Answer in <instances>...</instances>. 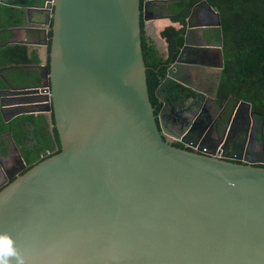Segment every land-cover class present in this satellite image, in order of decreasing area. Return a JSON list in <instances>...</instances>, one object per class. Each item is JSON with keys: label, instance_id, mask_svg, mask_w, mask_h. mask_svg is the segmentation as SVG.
Returning <instances> with one entry per match:
<instances>
[{"label": "water", "instance_id": "95a60500", "mask_svg": "<svg viewBox=\"0 0 264 264\" xmlns=\"http://www.w3.org/2000/svg\"><path fill=\"white\" fill-rule=\"evenodd\" d=\"M154 1L0 0L23 9L12 29L27 36L8 43L50 46L46 62L31 65L39 86L5 80L0 113L4 121L52 113L60 144L24 170L12 143L21 168L0 186V234L25 264H264V166L174 146L158 130L140 28L141 14L156 19ZM199 6L216 22L198 24L193 41ZM34 10L46 15L41 27L31 24ZM185 22L176 61L155 90L163 102L173 68L195 65L185 54L212 46L207 28L220 31L205 0ZM216 48L222 68L220 41Z\"/></svg>", "mask_w": 264, "mask_h": 264}, {"label": "trees", "instance_id": "16d2710c", "mask_svg": "<svg viewBox=\"0 0 264 264\" xmlns=\"http://www.w3.org/2000/svg\"><path fill=\"white\" fill-rule=\"evenodd\" d=\"M200 1L172 0L166 8L156 1L151 3L150 10L155 18L167 17L180 25L169 24L160 30L164 51H160L146 34L141 14V49L152 105H160L155 90L183 44L186 17ZM205 1L218 12L220 20V31L218 29L214 35L221 42L223 56L218 92L224 97L234 96L246 101L253 110L260 112L264 121V0ZM142 2L140 0L141 8ZM22 23L21 9L0 3V89L7 87L5 80L20 88L39 86L42 82L39 71L31 67L40 63L36 50H30L24 43L7 42L9 29ZM49 48L48 44L47 52ZM48 60L47 57V63ZM5 135L16 145L26 164L24 170L60 150L52 113L49 116L20 114L9 121H4L0 113V139Z\"/></svg>", "mask_w": 264, "mask_h": 264}, {"label": "flooded vegetation", "instance_id": "af4514ba", "mask_svg": "<svg viewBox=\"0 0 264 264\" xmlns=\"http://www.w3.org/2000/svg\"><path fill=\"white\" fill-rule=\"evenodd\" d=\"M155 3L163 4L161 0ZM196 15L202 22L211 18L204 6H199ZM211 33L206 29L203 35L207 38L204 43L212 46L185 54L196 64L173 68L174 79L166 85V102L157 98L160 105H152L158 130L174 146L235 162L251 159L264 166V121L246 101L218 92L221 59ZM15 163V168L3 174L0 186L19 170L18 160Z\"/></svg>", "mask_w": 264, "mask_h": 264}, {"label": "crops", "instance_id": "0c3cea01", "mask_svg": "<svg viewBox=\"0 0 264 264\" xmlns=\"http://www.w3.org/2000/svg\"><path fill=\"white\" fill-rule=\"evenodd\" d=\"M161 1L163 3L162 5H163L164 8H166L172 2V0H161ZM15 7L21 9L22 12H23V9L21 7H19V6H15ZM198 8L199 7L196 8L195 14L191 18L192 22L195 24V25H193V26H195V27H193V29H194L193 31L194 32H192L191 33L192 36H190L191 40H197L198 37H199L200 29L197 28L198 24H200V23L213 24V23L216 22V16L210 10H208V11H209V15H210L211 18L208 19L206 22H202V20L197 18V15H196L197 12H198ZM34 11H35L34 12V16H33L34 22L31 23V24H33V26H35V27H41L42 25L39 24V21L42 20V19H45L46 15H44V13L41 10H34ZM156 22H157L158 27H159L158 32H156L157 35L153 34V33H151V34L149 33L148 35L155 41V43L160 44V46H162L164 48V50H165V42L159 35L160 30L164 26L169 25V24H171L173 26H176V27H179L180 25H179L178 22H172L167 17L156 18ZM44 27H45V25H44ZM185 28H186V24H185ZM207 29H209V31L212 32L211 33L213 35V36H211L212 42H214L215 44L219 43L218 38H216L214 36L218 32V28L216 26H211V27H209ZM26 36H27V32L25 30H23V29H12V28H10L8 33H7L8 39H20V40H22V39H25ZM37 36H39L38 33H37ZM157 36H159V39L157 38ZM28 46H29L30 50H36V52L38 54V57L40 59V63H45L46 62V52H47V47L46 46L38 45V44H32V45H28ZM34 103H38V102L34 101ZM37 113H44L45 115L49 116V113H47V112H37ZM1 137H2V139H0V150H3L5 148V146H6V144L8 145L10 142L12 143V140L10 138H6V135L5 136H1ZM3 152L6 153V151H3ZM8 152L9 153L5 154V155L10 156V159L4 165L0 164V171L3 170L4 174H6L8 169L15 168L16 164H17V163H15L17 161V159H16L17 158V154L14 151V149H11V151H8ZM14 157H15V160H14ZM18 165L20 166L19 167V169H20L21 168V164L19 163Z\"/></svg>", "mask_w": 264, "mask_h": 264}, {"label": "clouds", "instance_id": "9594fccd", "mask_svg": "<svg viewBox=\"0 0 264 264\" xmlns=\"http://www.w3.org/2000/svg\"><path fill=\"white\" fill-rule=\"evenodd\" d=\"M0 264H25L24 257L7 234H0Z\"/></svg>", "mask_w": 264, "mask_h": 264}, {"label": "rangeland", "instance_id": "374dc122", "mask_svg": "<svg viewBox=\"0 0 264 264\" xmlns=\"http://www.w3.org/2000/svg\"><path fill=\"white\" fill-rule=\"evenodd\" d=\"M152 24V25H151ZM144 27H145V30H146V34L148 35L149 33H153V34H156V32H158V24L156 22V19H152V20H145L144 21ZM152 34V35H153ZM157 38L159 39V36H157ZM157 47L159 50L161 51H164V48L162 46H160V44H157ZM11 149H13V146H12V143L10 142L8 145L6 144L5 148L3 150H0V162L2 165H4L5 163L8 162V160L10 159V156L8 155H5V154H8L9 152L8 151H11ZM3 151H6V153H4ZM4 153V154H3ZM4 172L3 170L0 171V181H2L4 178L3 176Z\"/></svg>", "mask_w": 264, "mask_h": 264}, {"label": "built area", "instance_id": "2783aa9c", "mask_svg": "<svg viewBox=\"0 0 264 264\" xmlns=\"http://www.w3.org/2000/svg\"><path fill=\"white\" fill-rule=\"evenodd\" d=\"M45 94H48L49 95V90H43Z\"/></svg>", "mask_w": 264, "mask_h": 264}]
</instances>
